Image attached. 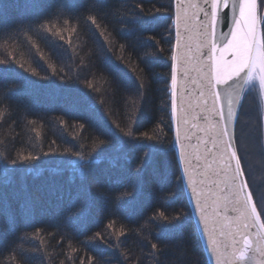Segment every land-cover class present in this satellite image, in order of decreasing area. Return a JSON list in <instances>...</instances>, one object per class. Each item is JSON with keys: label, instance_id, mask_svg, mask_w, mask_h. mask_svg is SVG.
I'll list each match as a JSON object with an SVG mask.
<instances>
[{"label": "trees", "instance_id": "obj_1", "mask_svg": "<svg viewBox=\"0 0 264 264\" xmlns=\"http://www.w3.org/2000/svg\"><path fill=\"white\" fill-rule=\"evenodd\" d=\"M173 48L174 0H0V264H209L173 148ZM256 95L236 143L259 200Z\"/></svg>", "mask_w": 264, "mask_h": 264}, {"label": "snow or ice", "instance_id": "obj_2", "mask_svg": "<svg viewBox=\"0 0 264 264\" xmlns=\"http://www.w3.org/2000/svg\"><path fill=\"white\" fill-rule=\"evenodd\" d=\"M204 3L210 5L203 10L205 21L194 23L195 18H181L178 14L176 48L180 54L171 57L177 65L171 73L172 114L178 116L176 142L180 144L184 170L196 195L217 264H249L251 260L264 264V207H260L264 195L256 199L240 146L234 143V129L229 126L236 118L241 93L257 86L264 92V28H261L264 0H204ZM229 11L234 30L228 34L230 39L222 40L217 29L222 21H227ZM226 53L232 58L228 59ZM192 70L198 76L199 100L195 108L190 100L185 101L178 111L177 75L187 80ZM198 119L204 120L200 126L204 136L197 137L193 147L190 133L197 127L194 121ZM143 135L151 139L147 133ZM206 182L216 186L213 199L222 206L213 211L211 226L205 211L207 197L200 187ZM229 210L236 215L229 217Z\"/></svg>", "mask_w": 264, "mask_h": 264}, {"label": "water", "instance_id": "obj_3", "mask_svg": "<svg viewBox=\"0 0 264 264\" xmlns=\"http://www.w3.org/2000/svg\"><path fill=\"white\" fill-rule=\"evenodd\" d=\"M210 7L209 4L204 3V0H174V48H173V54L179 55L180 50L176 48V33H177V22H178V14L180 17H193L195 18L193 20L194 23H198L200 21H205L207 18L203 14V10H207ZM262 28V26H261ZM234 30L233 27V21H232V15L229 11L227 21H222L219 25V28L217 29V36L218 38L222 40H228L230 39V36L228 35ZM181 35L184 34L183 27L181 26L180 29ZM223 47V45H221ZM205 53L207 54V50H205ZM228 59H231L232 57L225 54ZM176 62L172 60V70L176 68ZM190 79H183L178 74L177 79L179 80V86L177 89V108L178 111L182 110L180 108V105L184 103L187 100H190L193 107L197 105V102L199 100V84L197 83V72L195 70L190 71L189 73ZM171 82H172V76H171ZM186 85V88H185ZM243 93H241L242 98ZM264 96V92H263ZM241 99L237 101L236 104V118L233 123H230V127L234 129V133L236 131V124H237V113L239 109ZM171 104H172V88H171ZM171 116H172V126H173V148L176 152L177 161L182 177V183L185 190L186 198L193 216V220L195 222L198 234L200 236L203 249L205 251L207 260L209 264H217V258L215 253L213 252V246L209 241V233L205 229V223L204 220L201 218V211L197 207L196 204V195L192 191V185L189 183L188 176L185 173V163L184 160L181 157V151H180V144L176 142V135H177V121L178 116H173L172 114V107H171ZM194 123L197 125V127L192 128V131L190 133L191 140L190 143L193 147L197 144V137H203L204 133L201 131L200 126L204 124L203 119H198L194 121ZM187 143V142H186ZM234 143H236V140H234ZM204 145L201 143L200 150L203 151ZM210 147V145H209ZM191 151V149H189ZM193 164H196V161H192ZM202 171V169H200ZM197 179H200V177H197ZM201 188L204 189L205 196L207 197V203L205 205V211L207 212V215L209 217V225L211 226V222L214 219L212 213L214 210H219L222 206L220 203H218L215 199H213V196L216 194V186L211 185L210 182H206L203 185H200ZM223 215V213H221ZM227 215L229 217H234L236 214L229 210L227 212ZM253 232L256 231V229H252ZM253 253H249V256H252ZM257 259H259L257 257ZM249 264H257V260H251L249 261Z\"/></svg>", "mask_w": 264, "mask_h": 264}, {"label": "rangeland", "instance_id": "obj_4", "mask_svg": "<svg viewBox=\"0 0 264 264\" xmlns=\"http://www.w3.org/2000/svg\"><path fill=\"white\" fill-rule=\"evenodd\" d=\"M255 92H257V97H258V109H259V115H261L262 117V113H263V98H262V92L259 89V87H250L245 93V99L249 100L250 98H252L253 96H255ZM255 98V97H254ZM241 145H244L243 140L241 141Z\"/></svg>", "mask_w": 264, "mask_h": 264}]
</instances>
